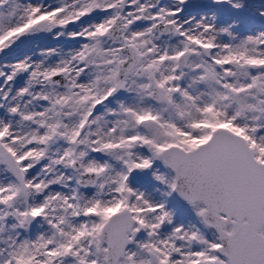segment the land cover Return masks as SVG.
Segmentation results:
<instances>
[{
  "label": "snow or ice",
  "instance_id": "6c2138e0",
  "mask_svg": "<svg viewBox=\"0 0 264 264\" xmlns=\"http://www.w3.org/2000/svg\"><path fill=\"white\" fill-rule=\"evenodd\" d=\"M0 264H264V0H0Z\"/></svg>",
  "mask_w": 264,
  "mask_h": 264
},
{
  "label": "rangeland",
  "instance_id": "374dc122",
  "mask_svg": "<svg viewBox=\"0 0 264 264\" xmlns=\"http://www.w3.org/2000/svg\"><path fill=\"white\" fill-rule=\"evenodd\" d=\"M154 167L160 169L161 172L165 171L162 164H160L159 162H157ZM130 180L131 186L134 189L144 191L146 194L151 196H158V194L154 190L159 187V185L153 182L150 174H134L130 178ZM170 205L177 210L178 219H184L186 217L187 208L184 203L180 202L178 199L173 197L170 201Z\"/></svg>",
  "mask_w": 264,
  "mask_h": 264
}]
</instances>
